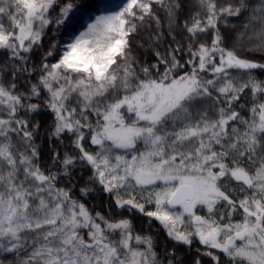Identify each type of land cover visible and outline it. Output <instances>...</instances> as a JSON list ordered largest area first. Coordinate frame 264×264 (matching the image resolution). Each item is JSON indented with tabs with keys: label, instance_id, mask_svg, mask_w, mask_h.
<instances>
[{
	"label": "snow or ice",
	"instance_id": "snow-or-ice-1",
	"mask_svg": "<svg viewBox=\"0 0 264 264\" xmlns=\"http://www.w3.org/2000/svg\"><path fill=\"white\" fill-rule=\"evenodd\" d=\"M0 264H264V0H0Z\"/></svg>",
	"mask_w": 264,
	"mask_h": 264
},
{
	"label": "trees",
	"instance_id": "trees-1",
	"mask_svg": "<svg viewBox=\"0 0 264 264\" xmlns=\"http://www.w3.org/2000/svg\"><path fill=\"white\" fill-rule=\"evenodd\" d=\"M100 2L108 3V2H111V0H97V3H100ZM44 147H45V151H46L47 145H45ZM89 203L93 204L97 207L100 206V200L98 197L96 199L90 200ZM140 227H142V226L139 223H137V228H140ZM195 255H196L195 251H192L191 253H189V256H195Z\"/></svg>",
	"mask_w": 264,
	"mask_h": 264
}]
</instances>
